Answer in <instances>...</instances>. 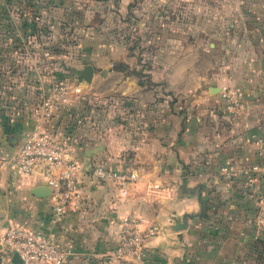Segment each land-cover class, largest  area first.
Listing matches in <instances>:
<instances>
[{
  "label": "crops",
  "instance_id": "0c3cea01",
  "mask_svg": "<svg viewBox=\"0 0 264 264\" xmlns=\"http://www.w3.org/2000/svg\"><path fill=\"white\" fill-rule=\"evenodd\" d=\"M250 10L247 38L232 40V50L200 37L163 51L148 71L152 86L129 85L124 75L118 87L133 101L125 110L133 103L134 113L124 116L118 137L109 134L105 152L78 158L77 183L63 214L53 215L48 195L31 193L45 185L39 170L25 174L8 166L0 172V264H20L1 246L9 224L47 234L67 251L64 264H129L105 258L125 213L157 228L137 264H264V199L258 197L264 189V24L256 21L264 23V1ZM222 85L238 89L234 115L224 108ZM20 115L11 131L0 125V142L9 143L1 152L12 151L38 119L25 108ZM120 148L132 151L131 160L119 155ZM98 156L104 159L95 161ZM98 162L136 170L127 196L113 182L90 176ZM250 163L258 169L237 172ZM152 181L171 195L148 194L144 187ZM182 212L195 216L173 229Z\"/></svg>",
  "mask_w": 264,
  "mask_h": 264
},
{
  "label": "rangeland",
  "instance_id": "374dc122",
  "mask_svg": "<svg viewBox=\"0 0 264 264\" xmlns=\"http://www.w3.org/2000/svg\"><path fill=\"white\" fill-rule=\"evenodd\" d=\"M246 2L256 3L253 0H58V6L50 11L54 22L49 36L54 42L69 40L66 48L63 46L58 55L47 56L43 49L39 55L41 45L47 43V37L40 36L30 38L22 47L23 52L17 51L19 47L12 57L11 54L0 56V64L9 66L0 70L3 85L0 104L8 103L10 111L12 106H23L22 100L6 92L11 93L12 88L13 93L26 99L28 106L36 107L40 94L48 92L57 80L51 77L52 65L62 69L61 80L73 84L76 80L64 64L78 66L83 63L81 59L92 63V80L80 84L79 93H71L72 101L68 104L72 106L60 112L61 107L58 108L54 129L78 162L88 152H105L109 134L118 137L125 128L124 116L133 115L135 110L133 103L127 105V110L124 108L127 101L133 102L120 93L118 86L124 75H129V85L139 84L140 80L139 85L152 86L148 71L158 64L163 51L194 43L200 37L205 42L220 41L223 47L232 50V40L247 38ZM12 16L13 22H17ZM73 40L75 44H71ZM11 68L15 71L11 72ZM101 68H105L104 74L100 73ZM8 144L0 142V149L5 150ZM117 152L126 161L131 160L130 149L120 148ZM101 159L104 157L98 156L95 161Z\"/></svg>",
  "mask_w": 264,
  "mask_h": 264
},
{
  "label": "built area",
  "instance_id": "2783aa9c",
  "mask_svg": "<svg viewBox=\"0 0 264 264\" xmlns=\"http://www.w3.org/2000/svg\"><path fill=\"white\" fill-rule=\"evenodd\" d=\"M43 53L49 55L47 51ZM52 67V78H55L56 73L62 74V69L54 65ZM80 89L81 85L76 81L69 84L65 80H56L51 84L49 91L41 95L36 106L38 119L24 138L12 151H0V172L8 166H13L25 174L39 170L49 189L50 208L54 216L63 214L67 209L77 183L80 165L67 144L53 134L52 121L58 108L70 101L71 93L77 94ZM219 94L225 110L231 115L236 114L240 103L238 89L222 85ZM257 169L258 165L255 163L242 164L237 172L248 175L251 170ZM90 176L96 180L113 182L119 195L123 197L129 194L130 188L138 178L133 168L110 167L102 163L92 166ZM144 188L148 194L171 195L170 190L157 181L147 182ZM258 197L264 199V189ZM156 231V226L147 223L141 216L132 213L121 215L117 243L105 254L106 261L123 260L129 264L141 262L144 243ZM1 246L9 254L15 252L20 264H64L67 254V251L58 247L47 234L20 224H9L3 229Z\"/></svg>",
  "mask_w": 264,
  "mask_h": 264
},
{
  "label": "trees",
  "instance_id": "16d2710c",
  "mask_svg": "<svg viewBox=\"0 0 264 264\" xmlns=\"http://www.w3.org/2000/svg\"><path fill=\"white\" fill-rule=\"evenodd\" d=\"M253 1H255L257 5H260V3H263L264 0H258L259 2L257 0ZM253 4L254 3L252 2H246L244 5V9L248 11L247 13L252 12V15L253 10H250V6ZM56 6H58V0H0V56L11 54L12 57V53H16V49H19V47L21 49L17 51L23 52L22 47L24 46V44H28L30 38L34 37L35 39H39L40 36H46L47 40L45 41L47 43L41 45L42 50L39 55H41L42 51L44 50H46L50 55H58V53L64 49L63 46L66 48L69 40L65 42H61L60 40L54 42L49 36L51 32V26L54 22L53 17L50 15V11ZM12 15L17 18V22H13ZM256 21L260 26L264 24L260 19H257ZM41 43L43 42L41 41ZM75 43V40L71 41V44ZM66 51L67 50L63 51L64 54H66ZM77 58L81 59L80 57ZM0 60H2V58ZM11 60H14V58H11ZM81 62L85 63L86 61L81 59ZM69 66L70 65L68 64H64V67L66 69H68ZM6 68H9V66H0V70H4ZM14 71L15 70L11 68V72ZM62 77L63 75L60 73L55 74V78L57 80H61ZM138 83L140 84L141 81L139 80ZM2 87L3 85L0 84V90H2ZM6 92H9L12 97L14 96L22 100L23 106H19L18 108L12 106L10 111L8 103L2 105L0 104V125L3 129H5L4 132L6 130L11 131V121H13L16 116L18 117V115H20V111H22L24 108L27 110L29 109L30 112L36 116V107L28 106L29 103L26 101V99H23V97L16 95V93H13L14 91L12 88L11 93L7 90ZM41 95L42 94H40L39 99ZM71 101L72 99H70L68 103H70ZM0 103L2 102L0 101ZM68 103H66L65 106H61L59 112L61 111V109H67L69 106H72V103ZM52 124L53 134L58 137V134L55 133L54 129L55 117L52 121ZM200 201L202 204H204L205 199L201 198ZM257 238L259 237L257 236Z\"/></svg>",
  "mask_w": 264,
  "mask_h": 264
},
{
  "label": "water",
  "instance_id": "95a60500",
  "mask_svg": "<svg viewBox=\"0 0 264 264\" xmlns=\"http://www.w3.org/2000/svg\"><path fill=\"white\" fill-rule=\"evenodd\" d=\"M68 70L71 72V74L73 75L77 83L86 85V84H89V82L92 79V75L94 72V66L89 62H85L78 66L70 65ZM100 73L104 74L105 69L101 68ZM30 191L32 194L38 195V196H46L49 193V189L47 185H35L32 188H30ZM201 211L202 209H200V212ZM186 216H195V214H189L187 212H182L179 218L175 219L174 222L171 224V227L176 230L183 228L185 226ZM11 260L13 262L20 263V259L18 258L15 252L12 253Z\"/></svg>",
  "mask_w": 264,
  "mask_h": 264
}]
</instances>
